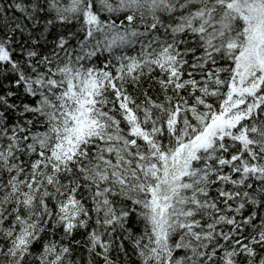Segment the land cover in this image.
Here are the masks:
<instances>
[{
	"label": "snow or ice",
	"instance_id": "6c2138e0",
	"mask_svg": "<svg viewBox=\"0 0 264 264\" xmlns=\"http://www.w3.org/2000/svg\"><path fill=\"white\" fill-rule=\"evenodd\" d=\"M0 264H264V0H0Z\"/></svg>",
	"mask_w": 264,
	"mask_h": 264
}]
</instances>
